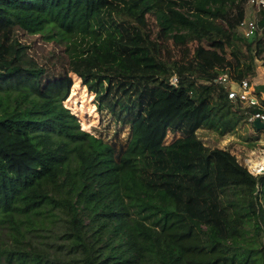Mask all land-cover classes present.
<instances>
[{"label": "trees", "instance_id": "trees-1", "mask_svg": "<svg viewBox=\"0 0 264 264\" xmlns=\"http://www.w3.org/2000/svg\"><path fill=\"white\" fill-rule=\"evenodd\" d=\"M249 2L0 0V264H264V175L198 134H264ZM227 71L260 109L214 84ZM71 74L107 82L95 137L64 105Z\"/></svg>", "mask_w": 264, "mask_h": 264}, {"label": "rangeland", "instance_id": "rangeland-1", "mask_svg": "<svg viewBox=\"0 0 264 264\" xmlns=\"http://www.w3.org/2000/svg\"><path fill=\"white\" fill-rule=\"evenodd\" d=\"M253 11L248 7L247 18L253 14ZM19 38L29 47V54L37 60L43 62L51 54L52 45L45 44L37 36L19 34ZM258 73L255 83L259 84L264 82V66L258 69ZM71 77L73 86L64 105L77 117L81 128L95 137V133H92L93 129L99 130L105 125L98 110V97L106 90L107 82L102 88L96 86V83L87 81L86 78L78 79L75 74H71ZM253 87L255 89V84ZM198 134L206 146L229 150L249 170L264 165V134L257 133L249 125L239 126L235 134L221 136L217 131L207 128L201 129ZM171 137L173 136L170 135V139Z\"/></svg>", "mask_w": 264, "mask_h": 264}, {"label": "built area", "instance_id": "built-area-1", "mask_svg": "<svg viewBox=\"0 0 264 264\" xmlns=\"http://www.w3.org/2000/svg\"><path fill=\"white\" fill-rule=\"evenodd\" d=\"M249 7L252 9L255 8H264V0H250ZM249 18V19H248ZM246 17V20L242 26V32L246 36L253 35L256 30V15ZM214 84L221 85L225 88L227 92L228 99L230 101H239L245 104V106L251 110L260 109L261 107V98L264 100V95L259 98L255 94V89L253 84H250L247 80L236 81L233 79L232 74L230 71L225 72L224 74L220 75L214 80ZM171 85L177 86L178 85V78L174 76L171 79ZM250 121L254 122L255 120L259 119L261 122L264 123V114L261 112H255L250 114ZM249 170V169H248ZM249 172L253 176H260L264 174V165H258L253 170H249Z\"/></svg>", "mask_w": 264, "mask_h": 264}, {"label": "water", "instance_id": "water-1", "mask_svg": "<svg viewBox=\"0 0 264 264\" xmlns=\"http://www.w3.org/2000/svg\"><path fill=\"white\" fill-rule=\"evenodd\" d=\"M254 126L257 130H263L264 129V123L261 122L259 119L254 121Z\"/></svg>", "mask_w": 264, "mask_h": 264}, {"label": "crops", "instance_id": "crops-1", "mask_svg": "<svg viewBox=\"0 0 264 264\" xmlns=\"http://www.w3.org/2000/svg\"><path fill=\"white\" fill-rule=\"evenodd\" d=\"M254 10V9H253ZM255 11V10H254ZM254 15V12H253V14H252V16Z\"/></svg>", "mask_w": 264, "mask_h": 264}]
</instances>
